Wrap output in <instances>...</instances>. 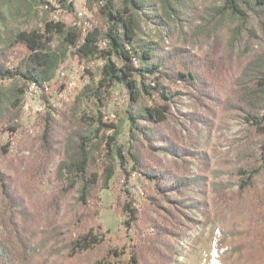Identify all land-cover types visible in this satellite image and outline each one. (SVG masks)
I'll list each match as a JSON object with an SVG mask.
<instances>
[{
  "label": "trees",
  "instance_id": "1",
  "mask_svg": "<svg viewBox=\"0 0 264 264\" xmlns=\"http://www.w3.org/2000/svg\"><path fill=\"white\" fill-rule=\"evenodd\" d=\"M35 1L54 10L47 2ZM157 1L167 20L176 16L185 28L199 24L198 31L207 27L213 34L228 18L236 23L233 39L245 34L253 40L248 57L239 60L229 93L217 104L223 113L262 132L256 150L264 155V0H218L219 6L206 11L192 8L184 20L180 15L187 7L181 0ZM59 3L63 10L74 11L72 0ZM85 4L101 26L82 35L59 20L46 21L41 30L12 31L6 28L0 3V78L12 83L0 89V110L8 111L3 123L14 130L12 110L19 109L25 92L30 86L43 92L72 51L85 61L103 62L95 85L85 88L99 103L116 87L126 89L128 146L119 144L120 130L103 115L89 112L59 121L46 116L29 171L44 176L55 164L48 195L28 208L0 172V264H42L44 256L76 264L102 247L104 239L94 229L100 215L98 195L120 169L126 179L137 174L148 185L141 207L128 191L115 204L123 227L132 233L125 264H172L177 254L174 243L184 238L193 221L188 213L203 205L189 194H202L206 188V178L191 174L189 166L206 158L195 147L180 145L164 126L183 96L210 112L213 91L226 71L231 75L234 58L212 50L199 58L184 46H169V24L147 0ZM145 18L161 30L157 39L143 36ZM188 120L196 126L205 121ZM105 130H112V135L101 136ZM71 197L74 210L65 223L61 212Z\"/></svg>",
  "mask_w": 264,
  "mask_h": 264
},
{
  "label": "rangeland",
  "instance_id": "2",
  "mask_svg": "<svg viewBox=\"0 0 264 264\" xmlns=\"http://www.w3.org/2000/svg\"><path fill=\"white\" fill-rule=\"evenodd\" d=\"M49 2L51 8L60 6V0ZM154 4L156 14L169 24L167 44L188 48L193 55L203 56L208 51L232 56L231 75L228 71L219 79L213 91L215 101H210L211 111L198 109L193 102L183 96L172 109L175 114L164 126L168 135L176 136L178 143L195 147L205 154L206 161L195 160L190 164L191 174L206 178V188L202 194H189L195 202L201 201V209L192 210V218L184 238L174 245L176 255L172 264H264V155L256 150L262 141V132L256 131L232 115L218 108L232 87L240 59L248 57L253 48V40L245 34L233 39L232 30L236 23L226 18L215 33L207 27L198 31L195 24L191 29L173 16L167 20L164 8L157 0H147ZM187 10L182 9V20L192 14V8L206 11L219 6L218 0H181ZM6 18V28L12 31L41 30L46 21L59 20L68 27H74L84 35L87 31L100 27V20L87 9L85 0H72L73 12L44 8L35 0H0ZM82 12V19L78 13ZM183 25V26H182ZM184 28V29H183ZM264 29V26L263 28ZM160 29L146 18L142 23L143 36L157 39ZM25 54L26 49L19 47ZM101 60L85 61L72 51L48 83L47 91H37L33 87L25 92L17 111L15 123L10 130L3 121L6 109L0 110V172L16 193L23 198L28 208L36 207L48 195L53 182L55 164L49 167L44 176H33L29 169L35 158V143L44 129V118L50 115L55 120L77 117L83 113L103 115L120 130L118 142L125 147L129 142V126L126 122L128 93L118 86L113 94L105 95L102 103L85 92L88 85L98 80ZM11 81L0 78V89L11 85ZM33 89V90H32ZM193 119H203L199 125L189 123ZM101 136H111L112 130H105ZM161 161L164 160L162 157ZM167 158L165 161H168ZM121 169L111 180L107 189L99 192L100 215L95 232L102 236L104 245L94 252L79 258L76 264H125L132 233L123 227V218L115 212L117 199L130 192L133 200L141 207L143 192L148 185L137 174L124 177ZM0 191V200L2 199ZM74 198L64 205L61 221L67 222L74 210ZM35 213V209L33 211ZM172 243V242H171ZM42 264H71L61 258H41Z\"/></svg>",
  "mask_w": 264,
  "mask_h": 264
},
{
  "label": "built area",
  "instance_id": "3",
  "mask_svg": "<svg viewBox=\"0 0 264 264\" xmlns=\"http://www.w3.org/2000/svg\"><path fill=\"white\" fill-rule=\"evenodd\" d=\"M49 3V2H48ZM50 3H51V0H50ZM56 10H63L59 5H58V7H56L55 9H54V11L53 12H55ZM78 16H79V18L80 19H82V17H83V13L82 12H79L78 13ZM44 91H47V89H48V83H46V84H44ZM34 88H35V86H34ZM33 90V89H32ZM37 91V89L35 88L34 89V91Z\"/></svg>",
  "mask_w": 264,
  "mask_h": 264
}]
</instances>
